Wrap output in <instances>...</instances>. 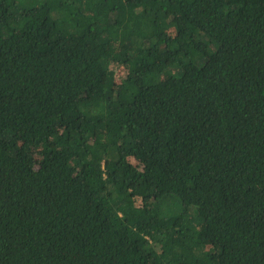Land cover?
Listing matches in <instances>:
<instances>
[{
	"label": "trees",
	"instance_id": "trees-1",
	"mask_svg": "<svg viewBox=\"0 0 264 264\" xmlns=\"http://www.w3.org/2000/svg\"><path fill=\"white\" fill-rule=\"evenodd\" d=\"M0 264H264V0H0Z\"/></svg>",
	"mask_w": 264,
	"mask_h": 264
},
{
	"label": "rangeland",
	"instance_id": "rangeland-1",
	"mask_svg": "<svg viewBox=\"0 0 264 264\" xmlns=\"http://www.w3.org/2000/svg\"><path fill=\"white\" fill-rule=\"evenodd\" d=\"M122 68V65L119 61H115V63L112 65V69L114 73L122 74V71H120Z\"/></svg>",
	"mask_w": 264,
	"mask_h": 264
}]
</instances>
